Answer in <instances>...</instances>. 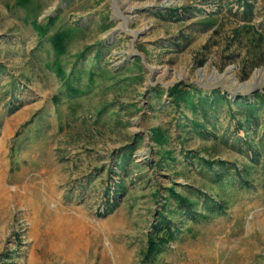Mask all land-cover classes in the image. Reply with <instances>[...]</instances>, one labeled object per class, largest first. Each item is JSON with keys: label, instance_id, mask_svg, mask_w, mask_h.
Returning <instances> with one entry per match:
<instances>
[{"label": "rangeland", "instance_id": "rangeland-1", "mask_svg": "<svg viewBox=\"0 0 264 264\" xmlns=\"http://www.w3.org/2000/svg\"><path fill=\"white\" fill-rule=\"evenodd\" d=\"M69 28L59 63L78 95L49 40ZM179 83L264 95V0H0V264H264V109L255 161L238 107L197 129ZM170 186L205 213L172 198L174 238L150 257Z\"/></svg>", "mask_w": 264, "mask_h": 264}, {"label": "trees", "instance_id": "trees-1", "mask_svg": "<svg viewBox=\"0 0 264 264\" xmlns=\"http://www.w3.org/2000/svg\"><path fill=\"white\" fill-rule=\"evenodd\" d=\"M29 1L30 0H17V3L19 5H25ZM245 4H247L246 1ZM49 21L50 23H52L54 19L50 18ZM34 25L38 30L39 34L43 35L47 32L46 26H44L43 24H39L36 20L34 22ZM73 32H74V28L59 30L53 33L49 37V40L53 45L57 54V58H56L57 61L55 62V71L67 86V90L73 93L74 95H78L82 93L83 90H80L78 86L76 87L73 84L74 82L77 83L79 81L80 75L75 74V70H73L71 74L67 75L66 71L59 63V56L65 53L66 41ZM81 56L83 55L80 54L79 57ZM136 61L137 63H140V57L136 58ZM168 91L170 93V98L172 102L175 103V107L179 109L181 107V104L182 105L184 104V107H189L188 109H192L193 112H195V115L191 119L192 125L197 129L203 128L205 129V131H207L206 129L210 128V126H213L211 124L213 122H208L209 112L211 111L216 112L217 108H219L222 105H226L230 110H233L234 107H238L239 112H236L235 114H233V116L235 118L243 117V119L239 120L238 123L242 129L246 130L247 137L245 139V143L253 151L252 155L255 157L254 160L256 161V157L259 155L261 150L258 147L257 142L252 137L251 127L253 126L257 127L261 122L260 113L261 110L264 109V95L262 93L257 92L254 95L253 100L240 96L235 101H232L230 98H228V96L225 93H221L218 89H214L210 91V94H206L197 86L195 85L189 86L185 83L175 84L174 86H171L168 89ZM198 110H200L202 118L197 116ZM211 132L216 133L214 131ZM214 135L215 137H219L216 134ZM152 136L154 141L160 144L164 142L165 138L162 135V131L159 128L153 129ZM168 154H171V151H169ZM127 156H128V152L124 151L120 163V167L122 169H124ZM198 159L200 161L203 160L204 165H208L209 167H213L214 165H216L215 162L211 160H206L203 157ZM213 177L216 178V181H218V183L223 184L225 182H228L230 176L229 177L223 176L222 172H218ZM245 178H246L245 182H248L247 176H245ZM120 186L123 188L124 183L121 184ZM168 190L170 191V193L166 195L164 198V204H162V212L158 218L157 224L154 226L153 229L154 233L152 232L148 236L147 255L150 257H153L157 252H159L162 249V247H164V245H166L169 241H171L174 238L176 229L174 226L170 224L171 217L165 214V211L167 210V205H170L169 203L172 198L176 200L177 205L170 206L169 211H171V213H173L174 211H180L182 209L186 210L185 213H189L190 210H193V212L198 215H204L205 213L204 208L196 209L195 207L197 203L196 200L189 199L180 192H176L174 187L170 186ZM207 200L208 201L206 202L209 205L208 209L216 210V208H214L216 204H214L209 199ZM216 211H218V209Z\"/></svg>", "mask_w": 264, "mask_h": 264}, {"label": "bare ground", "instance_id": "bare-ground-1", "mask_svg": "<svg viewBox=\"0 0 264 264\" xmlns=\"http://www.w3.org/2000/svg\"><path fill=\"white\" fill-rule=\"evenodd\" d=\"M3 189V191H2V194H1V196H2V198L3 199H5L6 201L8 200V199H10V197H11V190L10 189H8V188H2ZM47 196V195H46ZM45 196V197H46ZM13 197V196H12ZM44 197V196H43ZM52 197V196H51ZM46 199V198H45ZM49 200V199H48ZM14 201V200H13ZM5 203V202H4ZM10 203V202H9ZM48 204V203H47ZM33 207H35V206H33ZM42 211V210H41ZM37 213V212H36ZM61 213V212H60ZM47 214H49V213H47ZM51 216V215H50ZM52 217V216H51ZM64 217V216H63ZM81 217V216H80ZM50 218V217H49ZM56 218V217H55ZM66 218V217H65ZM45 219H46V216H45ZM59 219V218H58ZM61 219H62V217H61ZM51 220V219H50ZM46 221V220H45ZM59 222V221H58ZM42 224V223H41ZM58 224V223H57ZM53 225V224H52ZM48 226V225H47ZM98 234V233H97ZM102 236V235H101ZM102 242V241H101ZM99 243V242H98ZM99 245V244H98Z\"/></svg>", "mask_w": 264, "mask_h": 264}]
</instances>
